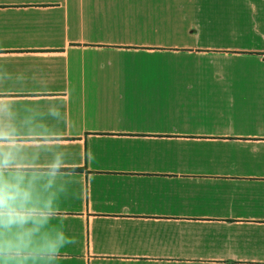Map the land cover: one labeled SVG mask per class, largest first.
Returning a JSON list of instances; mask_svg holds the SVG:
<instances>
[{
    "label": "crops",
    "instance_id": "crops-1",
    "mask_svg": "<svg viewBox=\"0 0 264 264\" xmlns=\"http://www.w3.org/2000/svg\"><path fill=\"white\" fill-rule=\"evenodd\" d=\"M0 264H264V0H0Z\"/></svg>",
    "mask_w": 264,
    "mask_h": 264
}]
</instances>
